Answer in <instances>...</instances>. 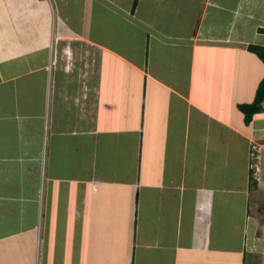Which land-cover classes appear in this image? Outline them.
Segmentation results:
<instances>
[{"label": "crops", "instance_id": "1", "mask_svg": "<svg viewBox=\"0 0 264 264\" xmlns=\"http://www.w3.org/2000/svg\"><path fill=\"white\" fill-rule=\"evenodd\" d=\"M249 46L264 0H0V264H264Z\"/></svg>", "mask_w": 264, "mask_h": 264}, {"label": "trees", "instance_id": "2", "mask_svg": "<svg viewBox=\"0 0 264 264\" xmlns=\"http://www.w3.org/2000/svg\"><path fill=\"white\" fill-rule=\"evenodd\" d=\"M249 50L256 54L264 62V47L260 46H249ZM264 101V76L259 81L253 100L249 103L238 104V109L243 113V120L245 124H248L252 119L253 114L261 110L262 102ZM250 178L254 175V171L249 168ZM256 178V177H255Z\"/></svg>", "mask_w": 264, "mask_h": 264}, {"label": "built area", "instance_id": "3", "mask_svg": "<svg viewBox=\"0 0 264 264\" xmlns=\"http://www.w3.org/2000/svg\"><path fill=\"white\" fill-rule=\"evenodd\" d=\"M261 147L258 143H251L250 147H249V152H248V156H249V161H250V168L254 171L255 177H257V175L259 174V167H260V162H259V158H260V153H261Z\"/></svg>", "mask_w": 264, "mask_h": 264}, {"label": "rangeland", "instance_id": "4", "mask_svg": "<svg viewBox=\"0 0 264 264\" xmlns=\"http://www.w3.org/2000/svg\"><path fill=\"white\" fill-rule=\"evenodd\" d=\"M118 71V70H117ZM256 142H258V141H256V140H251V143H256ZM210 145V147L212 148V147H215V145H214V142H212L211 144H209ZM253 177H254V175H253Z\"/></svg>", "mask_w": 264, "mask_h": 264}, {"label": "bare ground", "instance_id": "5", "mask_svg": "<svg viewBox=\"0 0 264 264\" xmlns=\"http://www.w3.org/2000/svg\"><path fill=\"white\" fill-rule=\"evenodd\" d=\"M262 154V150H261V153H260V155ZM249 157V156H248ZM259 162H261V156H260V158H259ZM249 165H250V161H249ZM259 175V174H258ZM212 190V189H211ZM233 198V197H232Z\"/></svg>", "mask_w": 264, "mask_h": 264}, {"label": "clouds", "instance_id": "6", "mask_svg": "<svg viewBox=\"0 0 264 264\" xmlns=\"http://www.w3.org/2000/svg\"><path fill=\"white\" fill-rule=\"evenodd\" d=\"M250 167V166H249Z\"/></svg>", "mask_w": 264, "mask_h": 264}]
</instances>
